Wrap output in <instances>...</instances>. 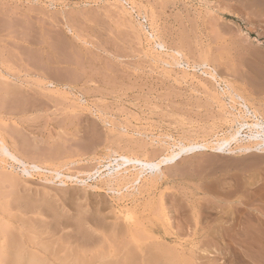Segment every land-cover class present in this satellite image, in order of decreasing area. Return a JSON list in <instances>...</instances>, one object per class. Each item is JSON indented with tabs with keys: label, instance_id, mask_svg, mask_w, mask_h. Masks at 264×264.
Returning <instances> with one entry per match:
<instances>
[{
	"label": "rangeland",
	"instance_id": "374dc122",
	"mask_svg": "<svg viewBox=\"0 0 264 264\" xmlns=\"http://www.w3.org/2000/svg\"><path fill=\"white\" fill-rule=\"evenodd\" d=\"M239 112L264 120V0H0V134L24 161L0 154V223L54 256L89 241L129 264H264V155L107 177L111 155L215 144Z\"/></svg>",
	"mask_w": 264,
	"mask_h": 264
},
{
	"label": "bare ground",
	"instance_id": "6f19581e",
	"mask_svg": "<svg viewBox=\"0 0 264 264\" xmlns=\"http://www.w3.org/2000/svg\"><path fill=\"white\" fill-rule=\"evenodd\" d=\"M145 12H147L145 10ZM142 13V12H141ZM146 15V14H145ZM148 15V14H147ZM150 15L152 16V14L150 13ZM139 16V15H138ZM143 17V16H142ZM146 18V17H145ZM144 18V19H145ZM143 20V19H142ZM147 20V19H146ZM153 20V19H151ZM148 21V20H147ZM153 22V21H151ZM141 24V23H140ZM152 24V23H151ZM143 26V24H142ZM144 29V28H143ZM251 33V32H250ZM152 37V35H151ZM158 37V36H157ZM154 38V37H153ZM156 40V38H155ZM160 44V43H159ZM160 47H162V45L160 44ZM176 54H180V52L176 51ZM179 62V61H178ZM176 63V62H175ZM210 75L212 76V78L215 76L214 72H210ZM4 85V84H3ZM2 85V86H3ZM8 86V84H6ZM5 85V86H6ZM11 85V84H10ZM9 85V86H10ZM4 86V87H5ZM6 88V87H5ZM6 91V90H5ZM227 91V90H226ZM225 91V92H226ZM228 95H229V99L231 101H236V97L235 94L232 93L231 91H228ZM246 113V112H245ZM244 113L239 112V114L237 116H233L232 118V122L235 124V127L232 128V130L230 131V133H228L229 135L226 137H221V138H217L215 144H192L189 143L187 145H183L181 147H179V149L177 151L175 150H171V153L166 154L167 156L163 157L162 159L158 160V161H152V160H144L141 158H135L131 157L129 154H120V155H116L113 156L111 155L109 158H113L111 160V162H116L117 164V168L114 169L112 173L108 174L107 177H114L117 178L118 183L119 179L122 181H125L126 179H128L129 177H133L135 179H139L143 176L142 171L143 168L150 167V168H155L160 170V164L162 163H167L168 161L170 162L171 160H173L174 158L180 156L181 154L185 153V152H189L192 151L194 149H198V148H207L210 151H213L215 153H238V154H245V153H251L253 152H258L262 155H264V120L261 121H254V122H248L245 120L244 118ZM238 121V122H236ZM246 129V130H245ZM246 131L244 134L243 131ZM234 144V146L232 147L231 145ZM8 147L6 145L5 139H3V137L0 134V154L2 153H6L12 157V159L14 161H18V162H22L24 163L23 160H21L19 157H17L16 154H13L15 152H11L10 150H8ZM121 160V161H119ZM117 161L121 162L120 164H123V166L119 163H117ZM129 162H133V167H135L136 165L134 163L137 162H141L142 165L140 167V169H136L134 170V172L130 173L132 170V168L127 167L126 163ZM140 164V163H139ZM27 165V164H26ZM144 165V166H143ZM31 166V164H30ZM39 165H34L32 166L33 168L36 167L38 168ZM143 167V168H142ZM24 168V167H23ZM139 168V167H138ZM23 171L27 174L30 173V171L26 168L23 169ZM161 172V170H160ZM108 173V172H107ZM11 174V173H10ZM57 174V173H56ZM60 174H57L56 177H58ZM1 176V175H0ZM159 176V173L157 170H155L153 177ZM8 177V176H7ZM13 177V176H12ZM6 178V177H3ZM3 178H0L1 181L3 180ZM9 179V177H8ZM110 179V178H109ZM112 179V178H111ZM125 179V180H124ZM131 178H129L130 181ZM134 179V180H135ZM12 180V178H11ZM61 180V179H60ZM4 181H6L4 179ZM9 181V180H8ZM7 181V182H8ZM116 181V179H115ZM133 181V180H132ZM13 182H14V177H13ZM64 182V181H63ZM107 182V181H106ZM109 182H112L109 181ZM114 182V180H113ZM112 182V183H113ZM12 183V182H11ZM128 183V182H127ZM13 184V183H12ZM238 186V185H237ZM243 187V186H242ZM244 189V188H243ZM239 192V191H238ZM246 195V194H245ZM4 201V200H3ZM30 201V200H29ZM7 202V200H6ZM4 202V203H6ZM23 202V201H22ZM21 202V203H22ZM31 202V201H30ZM3 203V202H2ZM7 204V203H6ZM25 205V203H23ZM33 204V202H32ZM9 205V204H7ZM6 205V206H7ZM28 207H30L31 204H26ZM35 205V204H34ZM33 205V206H34ZM5 207V206H4ZM22 207V206H21ZM32 207V205H31ZM39 207V206H38ZM26 208V207H25ZM37 208V206L35 207V209ZM252 208V207H251ZM23 209V208H22ZM20 208V210H22ZM34 209V208H33ZM38 209V208H37ZM24 210V209H23ZM28 210V208H27ZM39 210V209H38ZM5 211V209H4ZM26 211V210H25ZM255 211V210H254ZM1 213V212H0ZM33 213V212H32ZM40 213V212H39ZM20 214V213H19ZM29 214V213H28ZM58 214V213H57ZM40 215V214H39ZM43 215V214H42ZM126 216L128 217V214H126ZM19 219V218H18ZM17 219V220H18ZM21 221V220H19ZM30 221V220H29ZM22 222V221H21ZM31 222V221H30ZM4 223V221H3ZM4 225H1L0 223V238H3L2 240L4 241H0V261H6L9 260L13 263H17V264H129L128 261V257L126 254H122V256H119L120 251H118L117 248L111 250L109 249L108 251H104L101 250L99 247L101 246V243H94L95 246H89L90 244L92 245L93 243H88L87 242H83L84 246H81L79 249H77L74 252H70V251H65L63 255L60 256H54V253L51 252L52 251V247L53 244H51V246L49 244H47L45 242H39L38 240H36V242L33 239L24 241L22 240V238L20 236H16L14 234H11L9 232L10 231V227L7 230L6 227H8L10 225V223H8L9 225L7 226V222L4 223ZM59 224V223H58ZM21 225V224H20ZM32 225V224H31ZM83 226V221H79L78 223V229L80 230V234L82 236L83 239L87 238L88 235L85 231H83L82 229ZM19 227V226H18ZM35 227V225H34ZM33 227V228H34ZM32 228V230H33ZM15 229V228H14ZM20 229V228H19ZM22 229V227H21ZM20 229V230H21ZM27 229V228H26ZM45 229V228H44ZM233 229V228H232ZM28 230V229H27ZM7 231V232H6ZM22 231V230H21ZM52 231V230H51ZM9 234H6V233ZM27 232V231H26ZM46 232H48L46 230ZM53 232V231H52ZM96 232V231H95ZM130 232V231H129ZM24 233V231L22 232V234ZM30 236H32L33 234L32 231L30 230ZM41 234V232H38ZM51 233V232H50ZM47 234V233H46ZM52 234V233H51ZM129 234V233H128ZM131 234V233H130ZM135 234V233H134ZM133 234V235H134ZM25 235V234H24ZM38 235V234H37ZM36 235V236H37ZM44 235V234H43ZM53 235V234H52ZM23 236V235H22ZM27 236V235H25ZM35 236V235H33ZM32 236V237H33ZM35 236V237H36ZM130 236V235H129ZM253 236V235H252ZM136 237V234H135ZM28 238V237H27ZM138 238V236L136 237ZM133 236L134 241H136ZM45 239V238H42ZM64 239V238H63ZM82 239V240H83ZM88 239V238H87ZM86 239V240H87ZM92 239V238H91ZM50 240V239H48ZM81 240V241H82ZM100 240V239H99ZM130 240V239H129ZM132 240V239H131ZM130 240V241H131ZM44 241V240H43ZM51 241V240H50ZM63 241V240H62ZM68 241V240H67ZM93 241V239L91 240ZM57 242V240H56ZM55 242V243H56ZM61 242V241H59ZM58 242V243H59ZM65 242V241H64ZM75 242V241H74ZM100 242V241H99ZM72 243V242H71ZM103 244V243H102ZM60 245V244H59ZM64 245V244H63ZM68 245V244H67ZM72 246V245H70ZM165 245L162 246V248ZM62 247V246H61ZM65 248V247H64ZM105 249V248H104ZM106 250V249H105ZM155 250V249H154ZM163 252V249H160ZM57 251V250H55ZM165 251V250H164ZM171 251V250H170ZM58 252V251H57ZM56 252V253H57ZM156 252H158L156 250ZM167 252H169L167 250ZM172 253V252H170ZM169 254V253H168ZM174 254V253H173ZM118 255V256H117ZM165 256V255H164ZM176 256V255H174ZM163 257V256H162ZM54 258V259H53ZM113 258V260H112ZM172 258V256H171ZM175 258V257H174ZM163 259V258H162ZM177 259V258H176ZM184 260V259H183ZM182 260V261H183ZM164 261V260H163ZM171 261V259H170ZM181 261V260H180ZM243 261V260H242ZM153 262V261H152ZM178 260L175 262L177 263ZM256 262V261H255ZM1 263V262H0ZM173 263V262H172ZM171 263V264H172ZM169 264V262H168Z\"/></svg>",
	"mask_w": 264,
	"mask_h": 264
}]
</instances>
